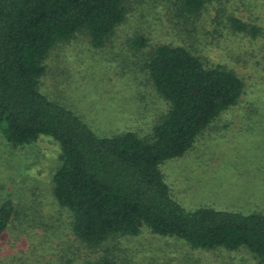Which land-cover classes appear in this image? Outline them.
I'll list each match as a JSON object with an SVG mask.
<instances>
[{
	"label": "trees",
	"instance_id": "16d2710c",
	"mask_svg": "<svg viewBox=\"0 0 264 264\" xmlns=\"http://www.w3.org/2000/svg\"><path fill=\"white\" fill-rule=\"evenodd\" d=\"M127 1L0 0V132L14 147L41 136L59 144L52 197L69 215L67 222L64 217L52 221L42 214L41 200L32 204L7 196L0 204V252L13 228L16 235L33 239L29 252L17 249V241L9 242L12 249L0 264H118L109 254L79 262L67 253L65 242L48 248L53 236L43 235L38 243L39 236L31 235L48 227L55 235L63 221L75 241L91 250L137 238L148 229L182 244L186 251L181 260L191 256L196 264H212L202 255L247 250L257 264H264V213L187 211L172 197L161 171L166 161L182 157L204 130L238 104L245 84L233 69L204 60L193 50L198 49L194 42L154 47L144 70L169 109L146 137L125 132L100 138L78 116L40 93L51 50L77 35L87 36L94 49L105 47L126 20ZM210 6L216 7L217 26L233 36L264 37V17L257 15L264 11V0H170V9L189 32ZM240 7L249 14L245 20ZM129 44L141 50L148 41L138 36ZM163 261L150 264H172Z\"/></svg>",
	"mask_w": 264,
	"mask_h": 264
},
{
	"label": "rangeland",
	"instance_id": "374dc122",
	"mask_svg": "<svg viewBox=\"0 0 264 264\" xmlns=\"http://www.w3.org/2000/svg\"><path fill=\"white\" fill-rule=\"evenodd\" d=\"M215 6H210L189 32L170 9V0H128L126 20L105 47L94 49L87 36L77 35L51 50L39 91L78 116L100 138L125 132L146 137L169 109L144 70L148 53L161 44L196 43L198 51L193 50L197 54L210 64L233 69L243 79L245 89L238 104L204 130L188 152L161 166L165 182L174 200L187 211L211 208L264 213V37L233 36L228 29L218 27ZM257 15L263 18L264 11ZM239 16L245 20L249 14L240 7ZM138 36L147 39L146 48L130 46L129 41ZM60 153L59 144L50 137L14 147L0 132V204L11 194L18 202L41 200L47 219L64 217L67 222L69 215L57 208L52 197V177L60 164ZM65 222L56 224L55 235L49 227L29 231L33 237L53 236L48 248L65 242L67 253L79 262L109 254L118 264L169 259L172 264H196L191 256L181 260L186 251L182 244L159 238L148 229L137 238L113 240L91 250L75 241ZM16 231L13 228L6 234L0 260L12 249L9 242L17 241V249L29 252L33 238L16 235ZM39 237L38 243L42 240ZM202 256L212 264H257L247 250Z\"/></svg>",
	"mask_w": 264,
	"mask_h": 264
}]
</instances>
